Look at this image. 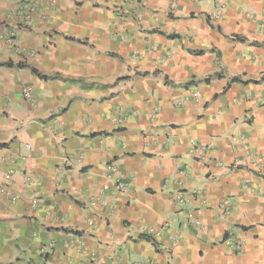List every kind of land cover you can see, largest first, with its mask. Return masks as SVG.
I'll list each match as a JSON object with an SVG mask.
<instances>
[{
    "label": "crops",
    "instance_id": "crops-1",
    "mask_svg": "<svg viewBox=\"0 0 264 264\" xmlns=\"http://www.w3.org/2000/svg\"><path fill=\"white\" fill-rule=\"evenodd\" d=\"M23 1L0 0V264H264V81L226 88L264 76V0H37L30 26Z\"/></svg>",
    "mask_w": 264,
    "mask_h": 264
},
{
    "label": "built area",
    "instance_id": "built-area-1",
    "mask_svg": "<svg viewBox=\"0 0 264 264\" xmlns=\"http://www.w3.org/2000/svg\"><path fill=\"white\" fill-rule=\"evenodd\" d=\"M37 7H38L37 0L23 1L19 5V8L17 9V11L15 13L16 19H18V21L20 23H22L24 26H30L32 24L34 18L36 17V15L38 14ZM2 39L5 42V44L8 45L13 50L14 53H16L20 56L21 55L30 56V54L28 52H26L21 45H19L18 43L15 42V35L13 33L8 32V33L2 35ZM30 95H31V89L30 88H24L23 89V97L29 98ZM107 170L109 173V177H112L111 173L114 172L113 166L108 165ZM10 177H11L10 173L5 175L3 191L0 192V194L8 191V185L10 182ZM117 188L120 189L121 185L118 184ZM7 196H8V200L10 203H16L17 197L15 195L9 194Z\"/></svg>",
    "mask_w": 264,
    "mask_h": 264
},
{
    "label": "trees",
    "instance_id": "trees-1",
    "mask_svg": "<svg viewBox=\"0 0 264 264\" xmlns=\"http://www.w3.org/2000/svg\"><path fill=\"white\" fill-rule=\"evenodd\" d=\"M168 37L169 38H173L174 36L173 35H168ZM231 38H233L234 40L240 41V38H238V37H233L232 36ZM69 40H74V39H69ZM77 42H80V41L77 40ZM31 72L34 73L39 78L45 79V77L40 75L39 73H37L36 70L31 69ZM214 78H224L225 79V77L222 74H214L212 76H209V77L201 80L200 82L203 83V84H209V82L211 80H213ZM226 78H227V87L226 88H228L230 85H233V84H240V85H246V84H249V83L258 84V83L264 81V76L261 77L258 81L244 80L243 77H241V76H228ZM123 79L124 78H121L119 80H123Z\"/></svg>",
    "mask_w": 264,
    "mask_h": 264
}]
</instances>
